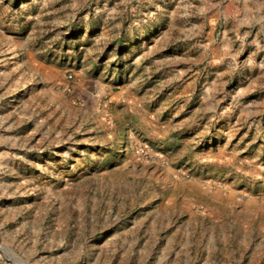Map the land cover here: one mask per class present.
<instances>
[{
	"label": "rangeland",
	"instance_id": "rangeland-1",
	"mask_svg": "<svg viewBox=\"0 0 264 264\" xmlns=\"http://www.w3.org/2000/svg\"><path fill=\"white\" fill-rule=\"evenodd\" d=\"M0 264H264V0H0Z\"/></svg>",
	"mask_w": 264,
	"mask_h": 264
}]
</instances>
